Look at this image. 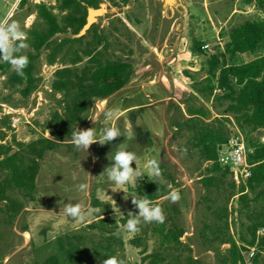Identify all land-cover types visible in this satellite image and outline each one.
I'll return each mask as SVG.
<instances>
[{
  "label": "rangeland",
  "instance_id": "374dc122",
  "mask_svg": "<svg viewBox=\"0 0 264 264\" xmlns=\"http://www.w3.org/2000/svg\"><path fill=\"white\" fill-rule=\"evenodd\" d=\"M81 1L80 12L87 14L88 7L93 6ZM41 3L55 15L63 30L50 38L36 58V83L29 95L23 94L25 83L8 82L14 70L11 66L4 70L2 66L8 63L0 62V131L5 133L0 145H12L15 151L17 143L56 137L58 128L48 125L54 113L62 112L58 101L63 94L52 89L57 69L71 67L81 73L91 63V57L100 53L105 61L129 62L132 75L124 87L106 99L93 100L73 127H95L99 138L103 127L115 126L121 137L103 145L94 143L88 152L77 150L72 141L58 142L39 161L31 198L17 189L7 192V200L0 198V264H44L58 254L61 237H69L86 249L74 264H103V246L108 241L112 252L107 256H117L125 264H150L151 255L156 252L163 256L158 264H231L230 246L222 241L224 220L228 221V233L236 244L255 246L256 252L260 250L258 264H264V249L257 245L264 235L260 234L251 245L247 229L251 224L249 215L264 217V198L247 208L240 203V195L236 196V187V194L227 202V216L220 219L218 214L226 203L228 184L234 182L232 177L226 178L220 189L205 188L200 179L207 174V163L187 144L188 132H177L172 126L174 117L179 115L177 106L184 110L182 102L192 91V80L184 72L189 71L194 81L204 79L207 55L223 52L228 30L247 19L258 18L261 10L245 0H180L174 10L164 9L160 0H100L98 8L103 13L93 24L94 29L86 31L81 40H77L81 29L75 33L77 24L70 26L66 20L72 10H63L61 0H0V21H18L27 37L32 28L45 31L47 24L37 8ZM194 41L202 46L209 43L211 50L202 48L206 56L198 54ZM27 53H34L30 45ZM53 53L55 63L50 64ZM263 54L264 51L238 54L233 62H247ZM201 100L211 111V119L222 117L224 106ZM9 108L25 114H20L15 130L5 116ZM109 109L114 116L106 119L104 113ZM225 124L229 133H241L249 151L248 138L264 141L259 132L244 133L231 116ZM118 148L137 156L132 166L143 175L134 184L116 185L103 174L113 163ZM153 159L162 169L161 178L148 175V164ZM143 179L169 183V193L179 192L176 202L170 201L168 193L153 203L163 209L166 225L174 222L184 230L183 245L162 249L160 236L153 230L161 223H141L138 232L126 230L122 219L129 212L138 214L132 197L142 198L137 187ZM81 183L89 185L86 192L78 191ZM67 202L84 204L91 211L83 221L73 220L62 212ZM100 213L105 214L96 218ZM98 219H104L101 226H90ZM113 235L118 239H111ZM74 236L83 238L78 241ZM60 259L69 264L64 262V256Z\"/></svg>",
  "mask_w": 264,
  "mask_h": 264
},
{
  "label": "trees",
  "instance_id": "16d2710c",
  "mask_svg": "<svg viewBox=\"0 0 264 264\" xmlns=\"http://www.w3.org/2000/svg\"><path fill=\"white\" fill-rule=\"evenodd\" d=\"M88 5L98 8L100 0H83ZM81 0H61V8L71 9L66 16L70 26L77 24L75 33L86 23L87 14H81ZM254 8L261 10V14L256 19H247L238 26L228 30L227 38L224 39V51H219L206 57L205 78L201 81H194L193 75L185 71L186 77L192 80V91L182 102L185 104L184 110L178 107L179 115L174 117L172 126L177 132L187 131V144L196 150L199 159L207 163V174L200 179L205 188L216 187L220 189L230 176L228 168L223 167L218 160V148L227 143L229 132L226 128L225 120L231 116L236 125L244 132L251 134L259 132L264 137V54L253 58L250 61L233 62L238 54H255L264 51V0H245ZM39 17L47 24L45 31L39 32L32 28L28 31L27 41L33 47L34 53H27L29 59L28 66L24 69V74L19 75L15 71L10 74L8 82L16 84H26L23 90L25 96L29 95L35 88L36 79L34 77L35 60L41 49L48 45L49 40L56 33L63 29L59 26L56 17L44 4L37 5ZM94 29V25L87 30V33ZM77 38V40H81ZM194 50L203 54L201 42L194 41ZM98 53L90 59L81 73L71 67H62L55 71L56 79L52 83L54 93H62L59 105L62 106L61 113H54L52 121L48 127L58 128L56 137L49 139L41 137L36 141L25 144L17 143L16 150L12 145H0V198L7 200L9 190L17 189L25 196L32 197L36 189V176L39 171V161L43 158L47 150H52L61 141H72L71 134L74 126L80 121L81 116L90 108L93 100L106 99L124 87L131 78L132 66L125 61H108L99 57ZM87 56H89L87 54ZM206 56V55H205ZM50 64L55 63V53L51 55ZM9 64H4L2 68L7 70ZM220 88V93H214L215 88ZM215 101L224 109L220 113L221 118L211 119V111L205 107L202 100ZM199 103V104H197ZM5 136L4 131H0V139ZM67 138V139H65ZM247 145L251 148L248 154V161L253 165L252 175L246 185L238 187L240 203L250 208V203H258L264 198V141L259 137L248 138ZM162 170V169H161ZM139 194L152 202L165 197L169 193V183L143 179L139 181L137 187ZM234 182L228 184V195L226 203L221 207L219 218L227 216V202L236 194ZM15 203H13V207ZM223 213V214H222ZM100 213L96 218L104 215ZM128 216L122 219L127 222ZM251 224L247 227L251 237L250 244L254 245L257 239V231L264 228V217L249 215ZM104 219H98L91 223L92 227H99ZM225 236L223 243L230 246L231 264H242V250L228 233L229 223L223 221ZM154 232L160 236V246L177 247L183 245L181 237L184 230L175 225L161 223L155 225ZM80 241L82 236H74ZM111 239H118L114 236ZM109 240V238H107ZM77 241V242H78ZM259 249H264V236L258 242ZM111 242L103 246L104 259H107L112 250ZM85 247H80L67 238L58 239V254L50 256L44 264H63L60 257L64 256V262L74 264L78 256L85 253ZM260 250L256 252L253 264H258ZM150 264H158L163 261L161 252L151 255Z\"/></svg>",
  "mask_w": 264,
  "mask_h": 264
},
{
  "label": "clouds",
  "instance_id": "9594fccd",
  "mask_svg": "<svg viewBox=\"0 0 264 264\" xmlns=\"http://www.w3.org/2000/svg\"><path fill=\"white\" fill-rule=\"evenodd\" d=\"M27 34L22 30L21 24L18 21L12 20L10 23L7 20L0 21V62L10 64L12 70L17 74L23 75L24 69L29 64L28 56L25 54L29 45L26 42ZM106 119L114 116V111L109 109L104 113ZM96 122L95 120H93ZM121 131L115 126H105L102 130V135L97 138L95 127L81 130L76 128L72 131L71 139L74 147L77 150L88 152L89 147L94 143L106 144L118 137H121ZM137 160L134 152L126 149L118 148L113 157V163L105 169L103 174H106L108 179L116 185H125L128 183L134 184L137 178H140L143 173L134 168L133 162ZM227 163V158L224 161ZM238 163V158L233 161ZM148 175L156 178L162 177V170L160 169L159 162L155 159L151 160L148 164ZM89 185L81 183L77 186L78 191L86 192ZM168 198L172 202L180 199L179 192L172 191L169 193ZM115 204V201L113 200ZM132 203L138 209V214L129 212L126 222V230L129 232H138L141 223H164L166 216L163 209L155 205L151 200L146 197L135 198L132 197ZM91 211L81 203H65L62 212L65 216L73 220L83 221ZM103 264H125L124 260L117 256H110L103 260Z\"/></svg>",
  "mask_w": 264,
  "mask_h": 264
},
{
  "label": "built area",
  "instance_id": "2783aa9c",
  "mask_svg": "<svg viewBox=\"0 0 264 264\" xmlns=\"http://www.w3.org/2000/svg\"><path fill=\"white\" fill-rule=\"evenodd\" d=\"M219 41V38H217ZM202 48L204 50H211L210 44L205 43ZM222 90L220 88H215L214 93H220ZM20 114L25 116L23 111L9 108L6 111L5 116L10 118L9 126L12 130H15L20 124ZM4 142V141H3ZM0 142V143H3ZM249 149L246 146V143L243 139V136L239 132H231L229 134V139L227 143L220 145L218 148V160L219 163L229 169L230 176L232 177L236 187L238 188L241 184L246 185L249 178L252 175L253 165L248 161ZM227 158V163L225 159ZM238 158V163H233L234 160ZM242 193L237 194L239 196ZM264 235V228L258 229L256 235L257 240L258 236ZM256 254L255 246H246L242 250L243 262L242 264H253V259Z\"/></svg>",
  "mask_w": 264,
  "mask_h": 264
},
{
  "label": "water",
  "instance_id": "95a60500",
  "mask_svg": "<svg viewBox=\"0 0 264 264\" xmlns=\"http://www.w3.org/2000/svg\"><path fill=\"white\" fill-rule=\"evenodd\" d=\"M164 9L174 10L177 8V5L180 0H160ZM101 15L100 8L88 7L87 9V16H86V23L82 27L79 32V36H82L86 33L88 29L96 22L97 17Z\"/></svg>",
  "mask_w": 264,
  "mask_h": 264
},
{
  "label": "bare ground",
  "instance_id": "6f19581e",
  "mask_svg": "<svg viewBox=\"0 0 264 264\" xmlns=\"http://www.w3.org/2000/svg\"><path fill=\"white\" fill-rule=\"evenodd\" d=\"M101 13H103V9H101ZM27 238V237H26Z\"/></svg>",
  "mask_w": 264,
  "mask_h": 264
}]
</instances>
